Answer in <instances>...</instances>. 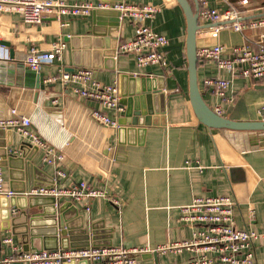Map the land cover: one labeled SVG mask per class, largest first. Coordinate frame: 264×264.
<instances>
[{"label":"crops","instance_id":"obj_1","mask_svg":"<svg viewBox=\"0 0 264 264\" xmlns=\"http://www.w3.org/2000/svg\"><path fill=\"white\" fill-rule=\"evenodd\" d=\"M63 1L68 4L124 2L161 7L146 25L170 41L166 49V67L139 68L134 55H117L119 45L135 35V25L129 19L121 17L120 26L112 28V17L95 25L92 14L72 18L68 27H62L53 18L39 25H26L19 14L0 12V46L8 49L10 56L13 52V58L28 53L31 48L48 50L59 41L67 44L62 63L56 61L42 69L48 86L44 92H38L37 100L36 90L26 86V66L15 60H0V118L18 108L23 116L32 119L33 129L44 140L64 153L62 165L54 167L43 163L40 151L35 153L32 147L26 149L30 161L25 171L38 188L86 182L119 200V205L106 198L83 202L60 200V205L72 203L66 211L69 223L85 230L84 235L89 238L81 250L90 247L156 249L167 243L188 240L194 229L179 221L180 209L197 197H232L236 203V227L263 232L264 132L210 129L197 120L189 99L187 22L176 0ZM232 1L243 13L244 20L264 17V0H248L247 5H242L243 0ZM200 24L198 51L216 45L228 50L244 42L255 48L259 35L264 33V28L236 32L232 21ZM94 31L106 36L96 37ZM79 63L90 67H78ZM61 66L67 71L91 69L94 79L103 85H117L120 101L123 99L120 91L127 94L132 86L142 93V86L137 87L132 77L149 79L152 89L163 86L158 106L164 112L153 115L150 125L144 126L142 120L138 124L133 122L134 117H126L127 107L124 106L125 112L120 115L107 111L111 118L118 119L120 127L116 130L103 128L90 117L91 110L101 109L98 103L82 98L73 87L46 83ZM210 78L231 80L227 92L233 99L231 105H223L206 88L205 82ZM198 81L207 105L213 111L220 105L224 110L222 117L243 124L264 122L259 114L264 105V80L231 78L214 62L199 60ZM23 145L17 132L0 131V160L7 188H10L11 177L19 176L20 167H24L20 160ZM12 157L17 161H10ZM58 170L64 171L67 178L58 179ZM18 185L21 189L24 183L18 180ZM36 197L29 193L17 195L16 207H10L17 213L13 216L15 234L2 230L3 234L12 235L16 244L32 251L42 247V239L33 242L28 236L27 217L17 206L26 207L34 202L49 206L47 204L51 203ZM27 212L32 213V210ZM45 221L46 218L38 220L39 230L47 229ZM5 253L11 254L10 248L6 247ZM191 256L189 251L158 255L157 259L149 254L139 257L138 262L186 264ZM255 257L258 264H264V240L256 244Z\"/></svg>","mask_w":264,"mask_h":264},{"label":"built area","instance_id":"obj_2","mask_svg":"<svg viewBox=\"0 0 264 264\" xmlns=\"http://www.w3.org/2000/svg\"><path fill=\"white\" fill-rule=\"evenodd\" d=\"M241 3L247 5L249 1L243 0ZM220 6L223 8L221 9ZM96 10L119 11L122 18L131 20L135 25L134 37L119 45L117 55H134L139 68L168 65L166 49L170 44L169 39L146 25L148 20L153 19L161 11V7L134 6L124 2L68 4L63 0H0V12L19 14L26 25H39L45 19L53 18L62 27H68L70 19L89 17ZM199 20L201 23L213 24L232 21L233 30L240 33L246 29L264 28V17L244 20L243 13L236 8L232 0H199ZM66 48V42L59 41L48 50L31 48L28 53L17 54L15 58H11L9 50L0 46V60H15L32 71L40 73L45 66H50L56 61L62 63ZM198 58L202 61L214 62L231 78L264 80V33L259 35L255 48L247 42L228 50L225 46L216 45L198 51ZM46 83H61L66 87L75 88L82 98L100 105L101 109L90 111L93 121L103 128L116 130L120 127L118 119L111 118L107 114V111H114L119 115L125 112V107L120 103L117 85H103L94 79L91 69L67 71L61 66L59 72L50 77ZM205 86L221 100L223 105L233 103V99L227 95L231 86L229 78H210L206 80ZM214 112L222 116L224 110L218 105L214 108ZM259 114L264 121V105ZM23 115L18 108L11 109L7 117L0 118V129L15 131L22 137L25 144L37 147L42 153L43 163L54 167L62 165L65 160L64 153L44 140L33 129L31 118ZM56 175L58 179L67 178L62 170H58ZM14 195L6 187L4 169L0 165V198H11ZM29 195L74 202L106 198L114 205L120 204L119 200L109 196L107 191L86 182H71L62 187L37 188ZM235 208L236 203L229 196L197 197L190 205L180 209L179 221L194 229L192 237L188 240L167 243L156 249L90 247L75 252L25 250L15 243L12 235L2 233L0 209V264L16 262L25 264H71L74 262L78 264L82 261L88 264H139L138 258L143 255L154 253L168 255L183 251L192 253L186 264H258L255 247L259 241L264 240V231L260 233L250 229H238L235 225ZM6 247L10 248L11 254L5 253Z\"/></svg>","mask_w":264,"mask_h":264},{"label":"water","instance_id":"obj_3","mask_svg":"<svg viewBox=\"0 0 264 264\" xmlns=\"http://www.w3.org/2000/svg\"><path fill=\"white\" fill-rule=\"evenodd\" d=\"M176 2L181 7L187 22L186 56L189 74V99L197 120L210 129L264 132V122L253 124L236 123L227 118L217 115L207 105L204 96L200 90L198 81L199 58L197 48V34L202 29L199 20V0H192V2H190V0H176ZM106 17H112L114 19L113 21H111L112 28H117L120 26L122 17L121 13L119 11L112 10L94 11L93 23L95 25L104 23ZM93 35L97 37L103 34H98L94 31ZM105 36L106 34L103 35V37ZM11 56L13 58V52H11ZM79 64L80 65H77L78 67H90L87 64ZM72 70L73 69L69 71ZM24 75L26 79V86L30 89L36 90L37 94H35V100H37L39 94L38 92H44L48 86L45 84V75L41 72L37 73L35 71H32L28 67L24 68ZM132 81L136 83L135 85H137V87L138 85L142 86V93L140 92V90H133V86L132 90H129V93L127 94L122 93V91H120V95L123 98L120 103L121 105L127 107L126 117H134L133 122L138 124L142 120L144 126H149L150 118L153 115L161 114L164 112V110L162 109L161 111L160 107L158 106V99L163 96V86L159 85L157 88L152 89L151 87H149L151 81L146 78L142 79L132 77ZM3 130L5 129H0V131ZM28 147L34 148L33 151L35 153H38L39 151L37 147L29 144H25L21 148L22 157L20 158V160L23 161L24 167H20V175L15 177L16 179L14 177H11L9 188L15 195L11 198H0L1 229L5 231H12L14 234L15 225L13 216H15L17 213L12 212V210H10V207H16L15 202L19 201V198H16L17 195L30 193L32 190L38 188V185L34 184L33 178L31 180L29 174L25 171V165L27 164V162L30 161L29 158L26 157L25 153ZM14 159L16 162L17 160L14 157H12L10 161ZM0 165L3 166L1 160ZM18 180H20L22 184L24 183L21 189L19 188L20 185H18ZM43 198L47 199L48 201H51V203L47 204L49 206H43L41 203L39 204L38 202H34L26 207L17 206L21 209V211H23V215L27 217V225L29 229L28 236L33 239V242L35 239H42V247L36 249V252H57L61 249L74 252L80 251L81 248L85 246L87 241H89V238L85 237L84 234L86 232L84 229V231H82L81 228L75 227L74 223H69L66 211L69 207L72 206V203L66 202V204L60 205V200H57L54 197ZM28 209L32 210V213L27 212ZM35 209L37 210L35 211ZM40 211H42V213H40ZM42 218H46L44 224L47 226V229L43 231L39 230L38 227V225H40V222H38V220ZM25 244L28 245L27 241H25ZM24 249L27 251H32L26 247H24ZM150 256H153L157 259L158 254L154 253L150 254ZM83 263L88 264V262L86 261H83ZM71 264L75 263L72 262Z\"/></svg>","mask_w":264,"mask_h":264},{"label":"rangeland","instance_id":"obj_4","mask_svg":"<svg viewBox=\"0 0 264 264\" xmlns=\"http://www.w3.org/2000/svg\"><path fill=\"white\" fill-rule=\"evenodd\" d=\"M190 2H192V1L190 0Z\"/></svg>","mask_w":264,"mask_h":264}]
</instances>
